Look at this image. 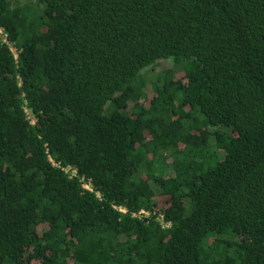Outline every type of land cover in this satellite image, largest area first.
<instances>
[{
	"label": "trees",
	"instance_id": "obj_1",
	"mask_svg": "<svg viewBox=\"0 0 264 264\" xmlns=\"http://www.w3.org/2000/svg\"><path fill=\"white\" fill-rule=\"evenodd\" d=\"M0 31V264H264V0H0Z\"/></svg>",
	"mask_w": 264,
	"mask_h": 264
},
{
	"label": "rangeland",
	"instance_id": "obj_2",
	"mask_svg": "<svg viewBox=\"0 0 264 264\" xmlns=\"http://www.w3.org/2000/svg\"><path fill=\"white\" fill-rule=\"evenodd\" d=\"M12 53L14 56H16V52L13 48H11ZM158 68H149L146 74L143 75L145 80V89L144 91L150 92L152 83L156 82L157 76L163 71V70H169L172 69V66L167 61L158 63ZM177 70L172 69V73L176 74Z\"/></svg>",
	"mask_w": 264,
	"mask_h": 264
},
{
	"label": "built area",
	"instance_id": "obj_3",
	"mask_svg": "<svg viewBox=\"0 0 264 264\" xmlns=\"http://www.w3.org/2000/svg\"><path fill=\"white\" fill-rule=\"evenodd\" d=\"M0 34H1V31H0ZM5 40V38H4ZM51 161V160H50ZM52 165H55L53 162H52ZM74 176V172L70 174V177ZM82 187L89 191V192H92V186L87 183V182H82ZM114 209H116L117 211L121 212V213H125V209L124 208H121V207H114ZM149 214L143 210H141L140 212H138V214L136 215H133V216H136V217H141V216H148ZM156 220L161 223L162 225H164L165 228H168L169 227V224H165L163 222V218L161 216L157 217Z\"/></svg>",
	"mask_w": 264,
	"mask_h": 264
}]
</instances>
